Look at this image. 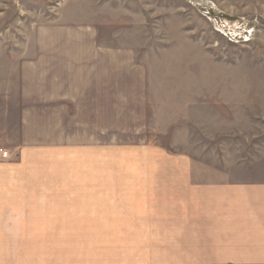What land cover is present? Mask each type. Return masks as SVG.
Wrapping results in <instances>:
<instances>
[{
  "label": "crops",
  "instance_id": "1",
  "mask_svg": "<svg viewBox=\"0 0 264 264\" xmlns=\"http://www.w3.org/2000/svg\"><path fill=\"white\" fill-rule=\"evenodd\" d=\"M51 16L0 42V264H264L261 170L144 139L138 61Z\"/></svg>",
  "mask_w": 264,
  "mask_h": 264
},
{
  "label": "rangeland",
  "instance_id": "2",
  "mask_svg": "<svg viewBox=\"0 0 264 264\" xmlns=\"http://www.w3.org/2000/svg\"><path fill=\"white\" fill-rule=\"evenodd\" d=\"M57 9L148 75L144 139L264 176V0H0V42L33 39Z\"/></svg>",
  "mask_w": 264,
  "mask_h": 264
},
{
  "label": "built area",
  "instance_id": "3",
  "mask_svg": "<svg viewBox=\"0 0 264 264\" xmlns=\"http://www.w3.org/2000/svg\"><path fill=\"white\" fill-rule=\"evenodd\" d=\"M0 159H1V160H6V159H8V154H7V152L3 151L2 149H0Z\"/></svg>",
  "mask_w": 264,
  "mask_h": 264
},
{
  "label": "bare ground",
  "instance_id": "4",
  "mask_svg": "<svg viewBox=\"0 0 264 264\" xmlns=\"http://www.w3.org/2000/svg\"><path fill=\"white\" fill-rule=\"evenodd\" d=\"M233 33V32H232ZM235 34V33H234Z\"/></svg>",
  "mask_w": 264,
  "mask_h": 264
}]
</instances>
